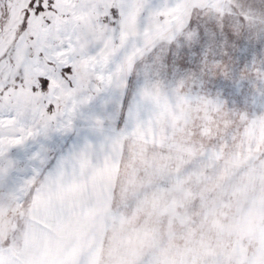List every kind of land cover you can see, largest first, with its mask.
Wrapping results in <instances>:
<instances>
[{"label": "snow or ice", "instance_id": "1", "mask_svg": "<svg viewBox=\"0 0 264 264\" xmlns=\"http://www.w3.org/2000/svg\"><path fill=\"white\" fill-rule=\"evenodd\" d=\"M0 264H264V0H0Z\"/></svg>", "mask_w": 264, "mask_h": 264}]
</instances>
